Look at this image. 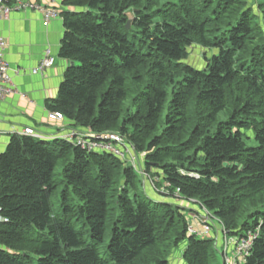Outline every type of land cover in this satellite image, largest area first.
<instances>
[{
  "label": "trees",
  "instance_id": "16d2710c",
  "mask_svg": "<svg viewBox=\"0 0 264 264\" xmlns=\"http://www.w3.org/2000/svg\"><path fill=\"white\" fill-rule=\"evenodd\" d=\"M62 6L60 57L75 64L48 108L120 134L147 177L108 153L12 135L0 264H171L181 246L184 264H222L214 238L188 232L201 208L228 237L258 231L244 264H264V0ZM192 47L209 51L204 67L187 63Z\"/></svg>",
  "mask_w": 264,
  "mask_h": 264
},
{
  "label": "crops",
  "instance_id": "0c3cea01",
  "mask_svg": "<svg viewBox=\"0 0 264 264\" xmlns=\"http://www.w3.org/2000/svg\"><path fill=\"white\" fill-rule=\"evenodd\" d=\"M57 9L59 16L48 26L44 17L35 10L16 11L8 21L0 19V36L7 42L6 60L10 75L19 95L0 101V153L6 148L10 137L30 127L45 136L67 133L76 129L65 121L54 124L48 120V104L57 99L71 61L60 57L65 34L61 13L66 10L62 0H26ZM49 55L55 62L43 73H33Z\"/></svg>",
  "mask_w": 264,
  "mask_h": 264
},
{
  "label": "built area",
  "instance_id": "2783aa9c",
  "mask_svg": "<svg viewBox=\"0 0 264 264\" xmlns=\"http://www.w3.org/2000/svg\"><path fill=\"white\" fill-rule=\"evenodd\" d=\"M35 10L40 12L44 17V25L48 24L59 16L57 9L49 6H43L37 3L28 2L26 0H0V19L8 21L11 14L16 11L25 10ZM6 49L7 42L0 36V101H3L7 97L19 95V92L13 83L12 77L10 75V67L6 60ZM54 58L47 55L41 64L33 70V73H43L46 69L51 68L54 65ZM48 120L54 124H62L65 121V117L61 112H49ZM18 135L29 136L41 140H53L62 139L66 142L80 147L88 152L97 153H108L114 155L123 162L128 163L132 166L139 174L143 177H147L144 173L143 161L145 154L141 157L128 156L131 152L133 155L134 148L128 144L121 135L117 134H103L101 136H96L88 130L82 128H76L67 131V133H57L55 136H45L39 131L33 128L27 127L22 129ZM146 180V179H145ZM147 181V180H146ZM164 189H162L163 191ZM203 214L212 216L206 209L202 208L201 212L197 213V220L204 224L203 228L195 227V225L189 226V233L191 235L197 236L201 239H206L211 237L212 227L211 221L206 222ZM208 219V218H207ZM214 219V218H213ZM5 221L1 215L0 209V222ZM225 236L226 249L229 243L233 245L232 258L227 257L226 264H244L253 248V242L257 237V233L250 231L245 237H233L231 241H228L225 235L224 227L220 230ZM233 256L235 258L233 259Z\"/></svg>",
  "mask_w": 264,
  "mask_h": 264
},
{
  "label": "rangeland",
  "instance_id": "374dc122",
  "mask_svg": "<svg viewBox=\"0 0 264 264\" xmlns=\"http://www.w3.org/2000/svg\"><path fill=\"white\" fill-rule=\"evenodd\" d=\"M209 55H210L209 51H207V50H204V49L199 48V47H192L190 49V57H189L187 63L189 65H191V66H194V67H197V68H202V67H204V65L206 63V57L209 56ZM104 134H106V135L107 134L120 135V134L115 133V132L114 133L108 132V133H104ZM141 155H144V154L137 153L135 151V149H134L133 155H132V152H131L128 156L129 157L130 156L141 157ZM59 172H60V167H58V169H57V174ZM146 182H147L146 186L148 188H150L149 182L148 181H146ZM169 201L171 203H177V204L183 205L182 203H179L178 201H176L174 199L169 200ZM53 203H54L55 208L59 207V197L54 198ZM184 205L186 207H188L189 209H191V210H196V206H194V205L192 206L190 204H185V203H184ZM199 212H201V210H199ZM203 217H206L205 218L206 222L211 221V222H209V223H211V227H212V229H211L212 230L211 237L214 238V244L217 243L216 247H217V249H219V258H220L219 262H221L222 264H226L227 257L232 258L233 245H232V243H229L227 245V250H225L226 249V243H225L226 239H225V236L220 231L221 228L223 227V225L220 223L219 220L213 219L212 216H208L206 214H203ZM196 218H197V215L195 213L193 214L191 212L190 216L188 217V232H189V226L190 225H195V227H200V228L204 227V224L202 226V224ZM226 238L228 239V241H231V239H232V237H228V236ZM182 249H183V247L181 246L179 249L174 251V253L172 254V256L170 258L171 264H184L183 261H182V251H183ZM234 258H235V256H233V259Z\"/></svg>",
  "mask_w": 264,
  "mask_h": 264
},
{
  "label": "water",
  "instance_id": "95a60500",
  "mask_svg": "<svg viewBox=\"0 0 264 264\" xmlns=\"http://www.w3.org/2000/svg\"><path fill=\"white\" fill-rule=\"evenodd\" d=\"M130 23H131V22L128 23V28H129V26H130ZM74 64H75L74 62H71V66H74Z\"/></svg>",
  "mask_w": 264,
  "mask_h": 264
}]
</instances>
